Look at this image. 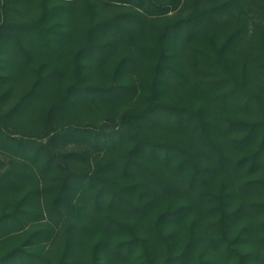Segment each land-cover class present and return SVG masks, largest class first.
I'll return each instance as SVG.
<instances>
[{"label": "trees", "instance_id": "trees-1", "mask_svg": "<svg viewBox=\"0 0 264 264\" xmlns=\"http://www.w3.org/2000/svg\"><path fill=\"white\" fill-rule=\"evenodd\" d=\"M0 264H264V0H0Z\"/></svg>", "mask_w": 264, "mask_h": 264}, {"label": "rangeland", "instance_id": "rangeland-1", "mask_svg": "<svg viewBox=\"0 0 264 264\" xmlns=\"http://www.w3.org/2000/svg\"><path fill=\"white\" fill-rule=\"evenodd\" d=\"M62 6V11H61V14L59 15V21L61 23H63V28L64 29H67L69 31L74 32L73 29H76V26H77V21H79V19L83 16V13L81 11L78 10V6H72V5H68V4H59V6ZM95 10V12L98 13V15H101L103 17H105L106 15L107 16H113L115 17V8H111V9H105L104 7H102L101 4H95V6L93 7ZM83 28H85V26L83 25ZM115 44V39L112 40ZM115 52V51H114ZM95 68V66L93 67ZM13 75V78L15 80H12L10 82V85H11V89H13L14 93H17L19 92L23 86L22 85H19V81L17 79H20L21 75L18 74V73H12ZM24 77V76H22ZM13 99H11L12 101ZM76 149L75 146H70L68 147V150H74Z\"/></svg>", "mask_w": 264, "mask_h": 264}]
</instances>
